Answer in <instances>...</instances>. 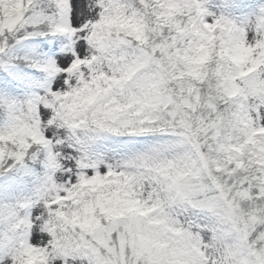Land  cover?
<instances>
[{
	"label": "snow or ice",
	"instance_id": "obj_1",
	"mask_svg": "<svg viewBox=\"0 0 264 264\" xmlns=\"http://www.w3.org/2000/svg\"><path fill=\"white\" fill-rule=\"evenodd\" d=\"M0 264H264V0H0Z\"/></svg>",
	"mask_w": 264,
	"mask_h": 264
}]
</instances>
